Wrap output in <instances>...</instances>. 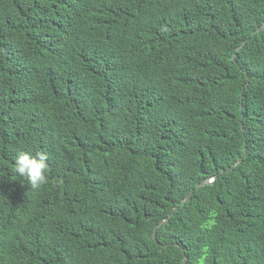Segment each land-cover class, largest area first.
<instances>
[{
    "label": "trees",
    "instance_id": "trees-1",
    "mask_svg": "<svg viewBox=\"0 0 264 264\" xmlns=\"http://www.w3.org/2000/svg\"><path fill=\"white\" fill-rule=\"evenodd\" d=\"M263 23L264 0H0V264H264ZM20 151L48 156L35 191Z\"/></svg>",
    "mask_w": 264,
    "mask_h": 264
},
{
    "label": "clouds",
    "instance_id": "clouds-1",
    "mask_svg": "<svg viewBox=\"0 0 264 264\" xmlns=\"http://www.w3.org/2000/svg\"><path fill=\"white\" fill-rule=\"evenodd\" d=\"M48 156L44 152L32 154L20 151L13 162V171L28 181L29 187L35 191L47 182L49 171Z\"/></svg>",
    "mask_w": 264,
    "mask_h": 264
},
{
    "label": "water",
    "instance_id": "water-1",
    "mask_svg": "<svg viewBox=\"0 0 264 264\" xmlns=\"http://www.w3.org/2000/svg\"><path fill=\"white\" fill-rule=\"evenodd\" d=\"M263 28H264V23H263L261 26H259L256 30H260V29H263ZM246 41H247V39L243 40V42H242L237 48H238V49L241 48V46H243L244 43H245ZM235 56H236V53H234L233 57H235ZM247 84H248V82L246 83V85H247ZM246 85H245V86H246ZM245 86L242 88V97H243V90H244ZM241 102H242V101H241ZM241 107H242V105H241ZM241 160H242V157H239V159L236 161V163L239 162V161H241ZM232 166H233V165H232ZM232 166H228L226 169H227V170H230V169H232ZM224 170H225V169L222 168L221 171H224ZM216 177H217V174H215L214 176H209V177L203 179L201 182H199V183L197 184V187H199L200 185H203V184H205V183H213V182L215 181ZM193 191H194V190H191V191L187 194V196L185 197V200H189V199L191 198V196H192V194H193ZM175 208H176V207H175ZM168 219H169V216H166V217L162 218V219H161V220H160V221L154 226V229H153V238H154L155 240H157V229H158V227L161 226L163 223H165ZM183 261H184L183 264H186V261H187V255L184 256Z\"/></svg>",
    "mask_w": 264,
    "mask_h": 264
}]
</instances>
